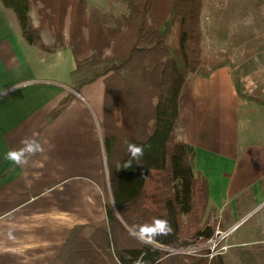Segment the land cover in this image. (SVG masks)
I'll return each mask as SVG.
<instances>
[{"label": "trees", "instance_id": "trees-1", "mask_svg": "<svg viewBox=\"0 0 264 264\" xmlns=\"http://www.w3.org/2000/svg\"><path fill=\"white\" fill-rule=\"evenodd\" d=\"M121 1L125 11L113 15L88 8L87 0H0L29 45L45 52L71 50L74 91L99 78L103 82L105 219L74 225L52 264H226L222 254L209 259L204 249L177 251L211 237L210 216L217 212L209 202L207 179L195 168L192 145L178 135L179 94L185 79L235 64L205 56L202 0ZM44 27L53 37L51 45L41 41ZM263 49L246 55L233 77L238 97L262 106L263 98L243 92L242 76L264 63ZM72 97H63L48 120ZM128 143L144 146L143 156L130 167ZM151 174L154 185L148 192ZM258 254L264 259V250Z\"/></svg>", "mask_w": 264, "mask_h": 264}, {"label": "crops", "instance_id": "crops-1", "mask_svg": "<svg viewBox=\"0 0 264 264\" xmlns=\"http://www.w3.org/2000/svg\"><path fill=\"white\" fill-rule=\"evenodd\" d=\"M40 38L53 43L46 27ZM75 66L67 47L29 45L0 2V264H52L74 225L105 219L103 82L96 101L90 86L99 79L74 91ZM68 93V105L48 120ZM179 120L222 223L256 216L264 233V106L239 98L223 66L185 79ZM12 151L22 152L21 163L7 158Z\"/></svg>", "mask_w": 264, "mask_h": 264}, {"label": "rangeland", "instance_id": "rangeland-1", "mask_svg": "<svg viewBox=\"0 0 264 264\" xmlns=\"http://www.w3.org/2000/svg\"><path fill=\"white\" fill-rule=\"evenodd\" d=\"M87 4L88 8L96 7L107 14L119 15L125 11L121 0H87ZM30 15L35 25L37 21L33 10ZM200 27L201 46L205 56L211 59L227 58L235 64L231 68L235 77L236 69H239L237 67L244 57L264 46V1L202 0ZM242 79L244 93L264 98V63H258ZM90 87L94 88L93 100L96 101L102 87L101 80ZM153 185L154 175L151 174L147 183L148 192L153 191ZM210 223L214 228L217 223L222 229L229 227L222 223L217 212L210 216ZM255 224L256 216L243 222L240 228H236L223 239L222 242L229 245L222 253L226 264H264V259L258 256L264 250V233L260 230L262 223L258 224L257 229ZM195 245L197 244L190 246Z\"/></svg>", "mask_w": 264, "mask_h": 264}, {"label": "built area", "instance_id": "built-area-1", "mask_svg": "<svg viewBox=\"0 0 264 264\" xmlns=\"http://www.w3.org/2000/svg\"><path fill=\"white\" fill-rule=\"evenodd\" d=\"M241 222L242 220L235 222L225 229H222L217 223L212 236L205 240L203 243L197 244L195 246L183 247L178 249L177 251H182L187 254H194L196 251L204 249L206 250L205 255L208 258H211L214 255L222 254L229 247L228 244L222 242L223 239L226 238L232 231H234L241 224Z\"/></svg>", "mask_w": 264, "mask_h": 264}, {"label": "clouds", "instance_id": "clouds-1", "mask_svg": "<svg viewBox=\"0 0 264 264\" xmlns=\"http://www.w3.org/2000/svg\"><path fill=\"white\" fill-rule=\"evenodd\" d=\"M127 153L130 156V159L126 162V166L130 167L133 160H139L140 157L144 154V146L135 145L128 143L126 145ZM22 152L18 153L16 151L9 152L7 158L13 160L15 163H21Z\"/></svg>", "mask_w": 264, "mask_h": 264}]
</instances>
